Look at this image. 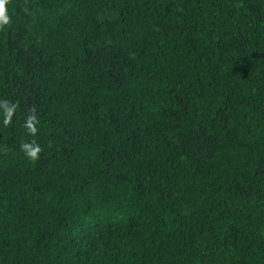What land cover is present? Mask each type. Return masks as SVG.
<instances>
[{"label": "trees", "instance_id": "16d2710c", "mask_svg": "<svg viewBox=\"0 0 264 264\" xmlns=\"http://www.w3.org/2000/svg\"><path fill=\"white\" fill-rule=\"evenodd\" d=\"M0 264H264V0H4Z\"/></svg>", "mask_w": 264, "mask_h": 264}, {"label": "clouds", "instance_id": "9594fccd", "mask_svg": "<svg viewBox=\"0 0 264 264\" xmlns=\"http://www.w3.org/2000/svg\"><path fill=\"white\" fill-rule=\"evenodd\" d=\"M4 0H0V23H7V17L3 15L4 9H3Z\"/></svg>", "mask_w": 264, "mask_h": 264}]
</instances>
